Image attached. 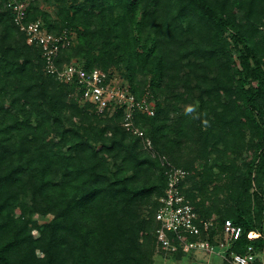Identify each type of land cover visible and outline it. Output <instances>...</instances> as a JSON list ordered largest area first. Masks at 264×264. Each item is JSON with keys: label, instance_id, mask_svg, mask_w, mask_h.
Listing matches in <instances>:
<instances>
[{"label": "trees", "instance_id": "trees-1", "mask_svg": "<svg viewBox=\"0 0 264 264\" xmlns=\"http://www.w3.org/2000/svg\"><path fill=\"white\" fill-rule=\"evenodd\" d=\"M8 2L0 264H155L167 163L188 171L181 192L213 220L201 238L219 243L226 219L243 227L226 264L231 251L264 249V0H18L26 23L60 37L58 69L118 73L148 106L134 107L129 127L125 105L99 110L76 80L47 71ZM168 236L179 247L168 254L184 253Z\"/></svg>", "mask_w": 264, "mask_h": 264}, {"label": "built area", "instance_id": "built-area-1", "mask_svg": "<svg viewBox=\"0 0 264 264\" xmlns=\"http://www.w3.org/2000/svg\"><path fill=\"white\" fill-rule=\"evenodd\" d=\"M8 6H11L16 13L15 21L20 29L28 35V43L38 41L43 46L44 56L47 60V71L56 73L57 78L61 81L76 80L78 87L82 90V101L96 104L99 110L110 104L125 105L124 122L127 127L131 125L129 118L132 116V111L136 105L150 113L152 112L148 106L136 103L126 85H117L114 78L109 79L107 73L101 69L95 68L88 71L75 63L58 69L54 59L60 46L56 42L59 41L60 37L41 30L39 20L26 23L25 2L9 0ZM136 132L142 134L138 130ZM146 146L150 148L149 140H147ZM165 172L167 186L165 195L160 198L161 203L156 213V219L160 222V226L156 230L157 251L163 253L177 251L179 247L172 243L168 236V233L173 232L178 236L180 247L184 252L191 250L214 252L217 250L225 256L231 244L240 239L243 234V227L233 222L232 219H226L222 225L224 237L219 243H212L208 237L201 238L203 233L208 235L211 226H213V220L198 219V214L190 200L181 192L180 183L187 177L188 171L167 163ZM189 236L195 237V239L190 240ZM257 236V232L248 234L250 239ZM229 257L231 264H264V249L257 250L253 245H249L244 253L231 251Z\"/></svg>", "mask_w": 264, "mask_h": 264}, {"label": "crops", "instance_id": "crops-1", "mask_svg": "<svg viewBox=\"0 0 264 264\" xmlns=\"http://www.w3.org/2000/svg\"><path fill=\"white\" fill-rule=\"evenodd\" d=\"M225 260V256L217 250L199 253L188 251L175 256L159 252L155 256V264H226Z\"/></svg>", "mask_w": 264, "mask_h": 264}, {"label": "rangeland", "instance_id": "rangeland-1", "mask_svg": "<svg viewBox=\"0 0 264 264\" xmlns=\"http://www.w3.org/2000/svg\"><path fill=\"white\" fill-rule=\"evenodd\" d=\"M47 8H48V7H47ZM73 36H74V34H73ZM114 80H115V82L117 83V85L121 84V77H120V74L116 73V75L114 76ZM38 218H39V216H38ZM41 221H43V219H41ZM189 252L199 253V252H197L196 250H191V251H189ZM165 254H168V253H165ZM169 255H170V254H169Z\"/></svg>", "mask_w": 264, "mask_h": 264}]
</instances>
